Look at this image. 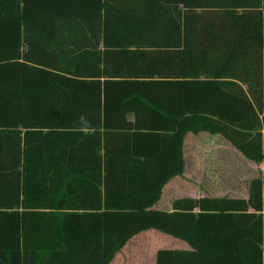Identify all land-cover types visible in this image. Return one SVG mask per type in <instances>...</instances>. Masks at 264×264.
Masks as SVG:
<instances>
[{"label": "trees", "instance_id": "16d2710c", "mask_svg": "<svg viewBox=\"0 0 264 264\" xmlns=\"http://www.w3.org/2000/svg\"><path fill=\"white\" fill-rule=\"evenodd\" d=\"M199 134L262 167L246 198L155 209ZM151 230L189 247L154 264H264V0H0V264Z\"/></svg>", "mask_w": 264, "mask_h": 264}, {"label": "rangeland", "instance_id": "374dc122", "mask_svg": "<svg viewBox=\"0 0 264 264\" xmlns=\"http://www.w3.org/2000/svg\"><path fill=\"white\" fill-rule=\"evenodd\" d=\"M199 134L197 136H189L185 143V178L187 183L179 181L171 183L163 189V203H158L155 209L166 210L167 196L180 197L185 196L188 192L197 196H242L246 194V188L250 179L258 176L262 167L246 160L232 146L230 149L217 146L220 141L216 140L220 136H212ZM227 144L222 140L221 144ZM199 150L198 155L193 154L194 150ZM198 174V177L196 176ZM192 177V179H191ZM184 178V177H183ZM182 178V179H183ZM174 178L172 180H177ZM170 187H175L169 191ZM167 197V198H166ZM143 237L147 238L148 248L151 243L162 242L164 245H172L180 249H189L187 245L179 240L167 237L156 231H146L136 237L134 241H144ZM142 239L141 241H139ZM138 248V247H137ZM136 246L129 249L130 255L133 252H138Z\"/></svg>", "mask_w": 264, "mask_h": 264}, {"label": "crops", "instance_id": "0c3cea01", "mask_svg": "<svg viewBox=\"0 0 264 264\" xmlns=\"http://www.w3.org/2000/svg\"><path fill=\"white\" fill-rule=\"evenodd\" d=\"M220 146L224 147L225 149H228V148L230 149V146L228 144L225 145L222 143V144L218 145L217 148H219ZM194 153H195L194 154L195 156L198 155L197 151ZM196 176L198 177L197 173H196ZM183 177H180L177 180H173V181L178 182V183H179V181H184L185 183H187L185 175ZM191 179H192V177H191ZM173 188H175V187H173ZM173 188H172V190H173ZM194 191L195 190H193L191 192L195 193ZM191 192L189 191L188 194H186L185 196H180V197H192V198L201 197V196H197V194L192 195ZM246 196H247V188H246V194L245 195L230 196V197L246 198ZM172 200L169 202H166V207H167L166 210H171ZM142 239H144L145 242L147 241V238H145V237H143ZM142 239H140L139 241H141ZM144 241H141V242H144ZM136 243H137V246L140 247V248H137L139 250V251L137 250L138 252L132 251V255H130L129 250H127V248H125L123 250L124 252L120 256L115 258V260L112 262V264H154V254H155L156 250H158L159 248H167V247L173 248V247H175L172 245H164L161 243H157V244H153L150 248H148V247H144L140 242H136ZM136 243H134V241H133V243L130 242V246L134 245ZM177 248H179V247H177Z\"/></svg>", "mask_w": 264, "mask_h": 264}]
</instances>
